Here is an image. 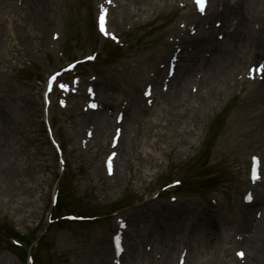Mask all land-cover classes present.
Here are the masks:
<instances>
[{
	"label": "rangeland",
	"instance_id": "374dc122",
	"mask_svg": "<svg viewBox=\"0 0 264 264\" xmlns=\"http://www.w3.org/2000/svg\"><path fill=\"white\" fill-rule=\"evenodd\" d=\"M14 1V6H20V0H12ZM168 1L172 6L163 9L157 4L153 8L154 11L149 9V13L153 15L158 13L157 16L161 20H164V16L173 18L175 4L172 0ZM49 2L53 8L50 13L58 22L56 27L44 30L45 33H40V29L36 30L34 27L38 21L35 11H32L33 15L25 17L22 13L0 14V117L3 120L6 118L9 123L3 125L6 129V139L10 142V145H6L8 152L5 157H10L13 162L10 161L8 164L3 160L0 163L1 175H3L0 178V264H22L18 250L9 247L8 237H16L24 242L26 238H33L45 225L42 206L48 203L50 189L56 178L55 156L46 141L40 120L41 100L38 81L64 63L90 53L97 45H102L92 29L93 0H49ZM49 20L53 23L50 17ZM63 20H69L67 34L69 37L77 38V41L72 44L68 57L59 58L56 53H52L51 57L47 54L49 35L51 31L63 34L65 31ZM157 23L147 22L143 29L147 33V37L142 38V45L144 48L147 47L146 50L151 51L169 33L170 27L159 26ZM16 24L23 29L20 33L15 28ZM133 33L138 35L141 30L136 29ZM41 35H45L44 42L41 40ZM61 48L60 46L59 49ZM59 51L64 53V49ZM129 57L132 59V65H126ZM137 57L140 56L121 54V57L114 62L107 60L101 65L89 67L98 73L97 83L99 82L101 87L102 84L105 86L104 92L111 93V101L107 104L112 109L116 110L120 101H130L136 97L140 99L136 91V83L139 81L134 82L132 79L135 77L132 70ZM124 67L127 69L124 70ZM238 72L239 70L233 74L227 72L220 83H224L233 75V79H236ZM216 87L218 88V84ZM99 89L103 92V88L99 87ZM236 89L233 87L228 96L220 91L223 97H220L219 103L214 100L203 104L195 124L188 123L186 117L180 118L181 122L173 120L168 115L174 111L172 108L171 113H164L163 108H159L154 114H150L139 100L137 109L139 112L134 115L135 119L133 118L134 121L129 125V127L134 126L136 132H133L135 135L133 133L128 135L129 152L124 156L125 166L120 167L117 161L115 164L117 174L108 181L104 180L101 164V156L106 150L101 151L97 160L99 149L98 146L95 147V139L89 149L77 156L78 139L82 136L85 124L82 122L79 127L76 125L77 119L82 117L79 113L69 111L68 115L64 114L67 117L66 122L68 123V120L70 122V133L62 134L59 131V138L62 142L63 139L66 140L63 149H67V144L72 146L73 149L67 154V158L79 166L74 173L72 190L67 197L66 188L63 189L60 202L65 205L68 212L85 215H100L107 213L114 206H124L120 209L119 215L126 217L128 232L130 231L126 238L130 255H125L126 262L134 260L135 256L131 253L136 250L140 256L139 264H160L162 259L160 261L155 259V254L160 253L158 249L160 245L149 239L150 237L158 240L166 239L172 231V224L181 218L184 227L181 234L176 237L180 240L171 252L173 258L171 264H175L176 253L185 245L184 240L190 237L191 229L197 231V248L200 252H197L194 259L189 258L190 264H220L219 246L221 242H226L221 239L222 234L225 231L229 234L235 233L245 224L242 219L244 208L238 209L234 198L228 197L229 186L235 192L239 190L237 177L235 182H230L231 168L234 174L241 175L249 150L260 144L264 136L261 131L257 137L250 136L248 142L246 129L241 127L243 123L239 124L237 117L240 111L244 113L243 118L246 121L249 120L251 111H255L259 117L258 112L263 110L264 103L255 102L253 96L241 95L240 98L231 100L234 106L229 112L224 127L219 130V136L208 137L207 141H215L212 149L204 150L207 129L218 114V110L223 109L225 103H229ZM200 91L198 95H205L202 90ZM186 92H189L188 88ZM102 101H105L103 96ZM112 109L109 110L107 106L103 110V114H107L110 121L113 118V113L109 114ZM64 127L69 128V124ZM2 129L0 127V134ZM110 132L111 130L107 132L103 142L107 143ZM130 135L134 138H130ZM70 136H75V139L72 140ZM14 144L24 145L23 148L29 147L30 152L28 154L19 152ZM94 148L96 154L92 152ZM16 150L18 154H13ZM193 153L194 158H190ZM202 154L205 158L203 165L197 159ZM183 157L186 158L185 161H182ZM21 172L27 173V176ZM12 173L16 175L11 176ZM173 174L174 178H179L183 183L181 190H177L179 198L173 208L179 211L184 209L185 212L184 215L178 213L174 216L175 219L164 224L160 221V213L157 210L161 204L155 202L165 199L153 202L151 195L169 181V177ZM71 180L65 179L64 183L67 185ZM113 180L114 183H111ZM187 180L193 183V188L189 190L186 189ZM37 186H39L38 191L35 190ZM213 195L218 198L215 214L210 212L203 214L200 205ZM75 197L79 199L80 204L70 202ZM36 198H38L37 203L33 205L32 200ZM261 208L257 206L252 209L250 217H254L255 211H261ZM134 212L144 216L138 223L132 221ZM111 218L94 223L67 224L57 229L53 228L43 242L37 263L110 264ZM261 220L263 221L264 218ZM223 222L228 224L225 228ZM209 224L213 236L203 235ZM211 237L213 242L208 243ZM193 240L195 242L196 238L193 237ZM51 241L60 247V249L56 247V250L61 251L60 253H53ZM147 244L153 248L148 253L143 250V246ZM261 258L264 264V253ZM229 259L235 262L231 251L224 257L226 264L230 263Z\"/></svg>",
	"mask_w": 264,
	"mask_h": 264
},
{
	"label": "bare ground",
	"instance_id": "6f19581e",
	"mask_svg": "<svg viewBox=\"0 0 264 264\" xmlns=\"http://www.w3.org/2000/svg\"><path fill=\"white\" fill-rule=\"evenodd\" d=\"M251 1L252 0H235L233 3H230L229 0H219V2L223 4L222 13L224 15V25L229 23L231 19L233 18L235 19L234 30L231 33L227 34L224 45L222 44L217 45L215 42L211 40L205 41L204 43H195L196 51H195V54L191 58L190 67L186 69L185 75H181L178 79H176L175 77L173 82L171 83V87L173 91L172 93L170 92L171 94L170 96L172 97V101L167 103V107L168 109L172 108L174 110L172 111V114H168L173 118V120L181 122L182 120L180 118L186 117L188 123L195 124L199 119L198 114L201 108L203 107V104H206L214 100H216L217 102L216 97L218 96V93L226 89L223 83H220V82L224 80L223 75L227 71L231 70V67L234 61L238 57L236 54V47L238 45V41L240 40L242 34H244L243 19H242L243 17L242 5L247 4ZM132 2L134 3L135 6L140 4L143 10L147 8V9H150V11H154L153 4H155L156 0H120L121 6H123L124 11H125V7L131 8L130 4ZM123 10H121L120 15L123 14L122 13ZM32 11H38V14L40 15L39 24H38L40 33L41 32L45 33L44 30H47V27H48V20L46 17L48 14L45 12L44 4H40L37 0H25L24 7L22 9H17V7H15L12 4L11 0H0V14L10 13L12 15H19L22 13V15L25 17V16L33 15ZM133 11H134L133 13H135L137 10L134 9ZM126 14L132 15L131 11ZM15 28L17 29V32L19 33L23 30L18 24L15 25ZM0 34H1V28H0ZM41 40L43 41V39ZM203 46H208L210 48L211 55H212L211 58L204 59L201 57V50ZM225 49H229V54L227 56L223 54ZM159 56L160 54L153 53L152 57L148 61L151 62V65H154L155 64L154 59H157ZM201 65H204V69L202 71H199ZM194 71L201 73L202 77H201L200 82L197 84L198 85L197 94L194 97H190L189 95L184 94V91ZM217 84H218V88L216 87ZM200 90H202L205 95L203 96L201 94L198 95L201 92ZM256 99H258V101L256 100L257 102L264 103V93L257 96ZM260 114L262 115L264 119V108H263V112H260ZM92 118H97L96 124H98L102 130V135L100 136V138L102 139L104 135L106 134V131L109 129V127H111L110 118L107 115L102 114L101 112H98V115H92ZM4 124H9L8 120L6 118L5 120H3L0 117V127L3 128L2 133L0 134V163L3 160H5L9 164L11 161V158L5 157V156L8 152V148L6 147V145L7 144L10 145V142L6 139V129L5 127H3ZM129 130H130L129 123L125 124L124 130H123L122 142L120 143L121 144L120 152L122 154L118 158V165H120V167L125 166L124 156L127 155L129 152V148L127 147V145L125 146L124 144L125 135L128 133ZM257 130L259 129L257 128ZM97 137H99V135L95 136V138ZM261 141H263L264 143V139ZM146 145H149V144L146 143ZM97 146L99 150H102L106 146V144L103 142H99V145ZM15 147L19 152L23 151L26 154L30 152L29 147L23 148L24 145H21V144L17 146L15 145ZM17 150L14 151L13 154H18ZM21 173L27 176V173L25 172H21ZM12 175L15 176L16 173H12L11 176ZM2 176L3 175H1V170H0V178H2ZM119 176L120 175L118 174L117 175L118 179H119ZM38 188L39 186L35 187V190L38 191ZM37 200L38 198L32 200L33 205L37 203ZM260 204L263 208L262 210H264V184L262 188V197L260 200ZM183 212H185L184 209L183 211L176 210V211L170 212L169 214L167 213L166 219L167 218L172 219L178 213H183ZM132 217H133L132 221L134 223H138L141 219L144 218V216L137 214V212H134L132 214ZM245 219L250 223L251 227L250 226L249 227L252 230H250L251 235L249 239L247 240V242H244L246 243V249L248 252L246 257L244 258L245 260L244 264H262L261 256L264 253V220L256 222L255 220H252L250 218L249 213L246 214ZM183 227H184V221L181 218L177 219L176 222L172 224V229H171L172 231L170 232L169 236L166 237V239H164V242L168 247L171 245L176 246L179 243L180 239H177L176 237L178 234H181ZM225 233H228V231H225ZM191 234L194 237V239L196 238L194 245L189 249L190 258L194 259L197 256V252H200V249L197 248V231L195 230L191 231ZM207 234L213 235L210 226L207 227L205 232L203 233V235H207ZM133 255H137L136 256L137 258L139 257V254L136 250L133 251ZM132 264H134V262ZM162 264H171V261L168 260L167 262L165 261Z\"/></svg>",
	"mask_w": 264,
	"mask_h": 264
},
{
	"label": "snow or ice",
	"instance_id": "6c2138e0",
	"mask_svg": "<svg viewBox=\"0 0 264 264\" xmlns=\"http://www.w3.org/2000/svg\"><path fill=\"white\" fill-rule=\"evenodd\" d=\"M196 3H197V6L199 7V9L201 11H203L204 0H196ZM101 31L102 32L105 31V29H104V16H103V14L101 15ZM61 87H63V85H61ZM240 255L242 256L243 253H241Z\"/></svg>",
	"mask_w": 264,
	"mask_h": 264
}]
</instances>
